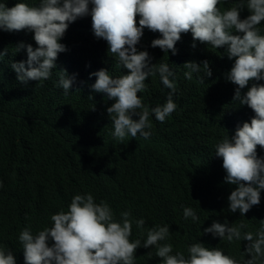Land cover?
Masks as SVG:
<instances>
[{
  "label": "clouds",
  "instance_id": "9594fccd",
  "mask_svg": "<svg viewBox=\"0 0 264 264\" xmlns=\"http://www.w3.org/2000/svg\"><path fill=\"white\" fill-rule=\"evenodd\" d=\"M0 264H264V0H0Z\"/></svg>",
  "mask_w": 264,
  "mask_h": 264
}]
</instances>
